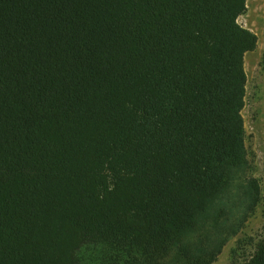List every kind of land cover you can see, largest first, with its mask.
<instances>
[{"label":"trees","instance_id":"trees-1","mask_svg":"<svg viewBox=\"0 0 264 264\" xmlns=\"http://www.w3.org/2000/svg\"><path fill=\"white\" fill-rule=\"evenodd\" d=\"M247 3L0 0V264L217 261L192 237L246 182Z\"/></svg>","mask_w":264,"mask_h":264},{"label":"rangeland","instance_id":"rangeland-1","mask_svg":"<svg viewBox=\"0 0 264 264\" xmlns=\"http://www.w3.org/2000/svg\"><path fill=\"white\" fill-rule=\"evenodd\" d=\"M238 23L258 38L257 49L245 59L248 83L243 117L249 169L244 175L246 182L239 181V189L234 190V195L237 196L233 200L234 211L230 212V207L224 204L220 215L217 218L206 217L200 223L199 231L192 237L213 251H217L223 243L214 264H244L252 258L257 245L264 239V0H248L247 11L239 18ZM252 179L260 186L257 204L245 199L246 192L254 194L249 183ZM244 203H249L250 206L247 208L248 205ZM214 221L242 226L236 236L229 239L219 238Z\"/></svg>","mask_w":264,"mask_h":264}]
</instances>
